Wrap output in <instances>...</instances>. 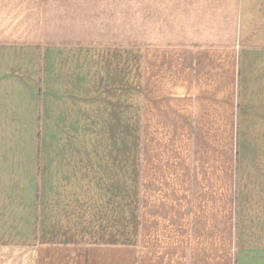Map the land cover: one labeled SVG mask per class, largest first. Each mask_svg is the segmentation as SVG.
Segmentation results:
<instances>
[{"label":"crops","instance_id":"0c3cea01","mask_svg":"<svg viewBox=\"0 0 264 264\" xmlns=\"http://www.w3.org/2000/svg\"><path fill=\"white\" fill-rule=\"evenodd\" d=\"M47 1L0 35V264H264V0Z\"/></svg>","mask_w":264,"mask_h":264},{"label":"rangeland","instance_id":"374dc122","mask_svg":"<svg viewBox=\"0 0 264 264\" xmlns=\"http://www.w3.org/2000/svg\"><path fill=\"white\" fill-rule=\"evenodd\" d=\"M43 2L44 0H0V35L3 34V37L8 38H39L40 30L38 27L40 26V12ZM26 9L34 13V20L29 24L30 28L20 31H11L1 28L2 21L5 19L8 21V18L14 17L13 15H16L20 10L25 11Z\"/></svg>","mask_w":264,"mask_h":264}]
</instances>
